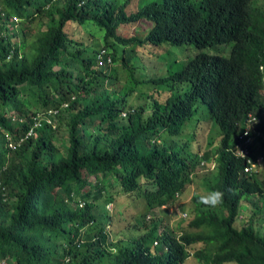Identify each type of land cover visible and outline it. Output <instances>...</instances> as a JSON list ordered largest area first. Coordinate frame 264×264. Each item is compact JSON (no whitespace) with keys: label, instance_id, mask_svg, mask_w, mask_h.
Instances as JSON below:
<instances>
[{"label":"trees","instance_id":"1","mask_svg":"<svg viewBox=\"0 0 264 264\" xmlns=\"http://www.w3.org/2000/svg\"><path fill=\"white\" fill-rule=\"evenodd\" d=\"M135 1L132 9V0H0V264H183L196 244L202 264H264L253 217L235 224L243 199L264 203V182L243 171L246 158L234 151L248 115L264 111V8L259 0ZM91 25L99 37L85 31ZM227 43L228 56L205 51ZM163 44L197 49L181 70L154 80L187 90L130 106L135 91L121 94L125 83L109 81L112 64L121 60L138 84L129 59ZM64 103L54 128L42 119L7 147V136L18 140L37 115ZM207 119L217 140L200 155L195 137ZM62 123L63 150L53 141ZM254 128L247 147L256 161L264 159V119ZM209 162L203 196H222L208 205L193 194L186 229L176 235L153 224L133 239H110L112 213L105 209L102 221L100 201L127 195L148 209L173 205Z\"/></svg>","mask_w":264,"mask_h":264},{"label":"rangeland","instance_id":"2","mask_svg":"<svg viewBox=\"0 0 264 264\" xmlns=\"http://www.w3.org/2000/svg\"><path fill=\"white\" fill-rule=\"evenodd\" d=\"M144 3L151 0H142ZM258 1V0H256ZM264 8V0H259L257 3ZM137 7L136 1L132 0V9ZM36 30V24H33L31 28ZM85 31L91 32L99 37V33L94 25H91L85 29ZM18 40H22V31L19 29ZM88 37V36H87ZM232 43L218 45L214 48L205 49L206 52L211 54H221L228 56L231 50ZM121 50H122V46ZM197 49L193 45H167L163 44L159 47L147 45L144 50L136 57H132L129 60L130 65L134 64L137 67L135 78L140 82L135 84L131 78L128 69L122 65L121 60H117L112 64L109 71L110 82L122 81L125 84L119 89L121 94L126 92L135 91L130 96L129 105L135 107L138 104H144L150 98V95L154 98L162 99L164 93H181L184 94L187 90L186 84L174 83L172 86L163 85L157 83L154 80L159 77L167 76L169 73L179 71L186 64V62L194 57ZM120 82V83H122ZM111 89V88H109ZM169 90V91H168ZM53 122H55L53 120ZM203 123V121L201 122ZM54 125H57L54 123ZM54 128V127H53ZM217 128L213 127L210 120H205L204 124L198 128L197 135L195 137L199 146V154L209 149L208 140H212L210 145L211 152L215 150V142L217 140ZM53 141L62 150L67 146V133L64 123L59 128H55L53 132ZM61 150V152H62ZM213 162L205 165H197L195 172L192 175V183L186 190V192L178 199L175 204H168L160 208L148 209L145 206L144 200L137 199L132 196H116L115 203L100 201L98 206V213L102 221H107L105 216L106 210L112 213L111 223L107 224L106 228L110 239L130 238L136 237L143 233L147 228H150L153 224H160L161 227L158 231H169L178 235L183 229L187 228L188 221L193 217L194 203L192 201L193 194L206 195L207 192L204 188L206 180L210 179L213 171ZM254 171L257 177L264 182V159L256 165ZM6 196L5 191H0V194ZM1 194V195H2ZM106 209V210H105ZM239 218L235 222L237 227H240L243 221L250 216L253 217L254 228L260 234H264V203L259 201L257 195H249L247 198L241 201L239 210ZM200 244H196L189 248L188 256L183 264H202L194 256L193 250L200 247ZM226 264H235L228 262Z\"/></svg>","mask_w":264,"mask_h":264},{"label":"built area","instance_id":"3","mask_svg":"<svg viewBox=\"0 0 264 264\" xmlns=\"http://www.w3.org/2000/svg\"><path fill=\"white\" fill-rule=\"evenodd\" d=\"M98 63L103 64L104 60L101 56H98ZM109 61V58L107 59ZM67 106L66 103L62 104L59 108H52L48 110V112L40 118V115H37L33 121V123L28 127V129L18 136V140H13L10 136H7V147L9 149H15L22 141L32 136L35 132V128L40 126L41 120L43 119L46 121L47 124L51 125L52 127H55L53 122V116H55L60 108H65ZM122 115H125V112L122 113ZM261 119H264V111L262 112V118L255 116V115H248L246 120V126L243 129V132L239 135V142L235 151V154L237 156H241L246 158V165L243 168V171L245 173L253 172L256 165L260 162V160L263 159L262 156H258L256 161H253L249 156V150L248 145L251 144L254 140V138L259 135V131L255 130L254 125L258 124ZM156 243V242H155Z\"/></svg>","mask_w":264,"mask_h":264},{"label":"clouds","instance_id":"4","mask_svg":"<svg viewBox=\"0 0 264 264\" xmlns=\"http://www.w3.org/2000/svg\"><path fill=\"white\" fill-rule=\"evenodd\" d=\"M222 193L220 191H213L207 196H202L201 200L204 204L215 205L219 202Z\"/></svg>","mask_w":264,"mask_h":264}]
</instances>
